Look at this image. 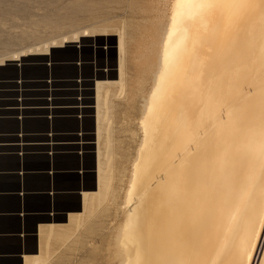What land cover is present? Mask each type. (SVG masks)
Returning a JSON list of instances; mask_svg holds the SVG:
<instances>
[{"label": "bare ground", "instance_id": "1", "mask_svg": "<svg viewBox=\"0 0 264 264\" xmlns=\"http://www.w3.org/2000/svg\"><path fill=\"white\" fill-rule=\"evenodd\" d=\"M72 34L12 52L0 66L89 38ZM162 35L143 169L133 172L141 242L120 264H264V0H174ZM123 55L120 37L118 80L97 85L99 189L110 100L126 86Z\"/></svg>", "mask_w": 264, "mask_h": 264}, {"label": "rangeland", "instance_id": "2", "mask_svg": "<svg viewBox=\"0 0 264 264\" xmlns=\"http://www.w3.org/2000/svg\"><path fill=\"white\" fill-rule=\"evenodd\" d=\"M173 3L0 0V59L40 42L89 32V38L54 49L48 56H28L0 66V145L2 139H13L9 145L15 150L34 147L27 142L34 135L29 128L45 121L51 128L44 134L47 141L36 144L53 154L58 144L53 125L73 120L78 130L67 133L76 138L71 145L92 161L93 152L98 153L97 85L118 80L119 39H124L126 86L120 97L115 90L110 100V118L100 145L101 187L83 215L43 249L48 264H120L138 253L140 217L138 210L130 211L140 197V183L133 172L135 167L143 169L138 154L145 136V104Z\"/></svg>", "mask_w": 264, "mask_h": 264}, {"label": "crops", "instance_id": "3", "mask_svg": "<svg viewBox=\"0 0 264 264\" xmlns=\"http://www.w3.org/2000/svg\"><path fill=\"white\" fill-rule=\"evenodd\" d=\"M32 126L27 142L34 147L15 150L9 145L13 139L0 145V264H26L39 256L83 215L99 189L98 153L91 162L80 156L71 145L76 138L67 134L78 130L76 121L53 125L58 143L53 154L36 144L47 141L50 125Z\"/></svg>", "mask_w": 264, "mask_h": 264}]
</instances>
